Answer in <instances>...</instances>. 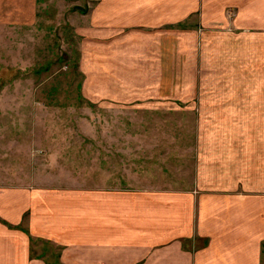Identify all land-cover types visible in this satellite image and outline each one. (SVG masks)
<instances>
[{
	"label": "crops",
	"instance_id": "1",
	"mask_svg": "<svg viewBox=\"0 0 264 264\" xmlns=\"http://www.w3.org/2000/svg\"><path fill=\"white\" fill-rule=\"evenodd\" d=\"M35 2L0 0V23H32ZM79 12L88 103L152 104L166 72L167 105L192 123L191 177L163 190L8 179L0 264H264V0H87Z\"/></svg>",
	"mask_w": 264,
	"mask_h": 264
},
{
	"label": "rangeland",
	"instance_id": "2",
	"mask_svg": "<svg viewBox=\"0 0 264 264\" xmlns=\"http://www.w3.org/2000/svg\"><path fill=\"white\" fill-rule=\"evenodd\" d=\"M86 7L87 0H36L32 23H0V186L35 174L55 189L185 187L192 123L181 106L167 105L166 72L152 104L86 100L70 19Z\"/></svg>",
	"mask_w": 264,
	"mask_h": 264
}]
</instances>
